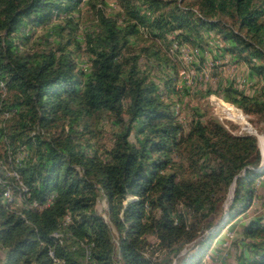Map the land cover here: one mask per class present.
Segmentation results:
<instances>
[{
    "label": "trees",
    "instance_id": "obj_1",
    "mask_svg": "<svg viewBox=\"0 0 264 264\" xmlns=\"http://www.w3.org/2000/svg\"><path fill=\"white\" fill-rule=\"evenodd\" d=\"M110 1L111 12L106 0H0V264H53L51 249L83 264L79 242L91 264H194L251 207L264 175L257 137L198 109L182 123L164 95L180 92L164 68L173 42L202 55L215 40L264 91V0ZM83 8L91 28L78 36ZM39 27L51 38L27 49ZM81 43L87 69L71 57ZM204 91L264 135V92L233 82ZM262 219L241 226V264H264Z\"/></svg>",
    "mask_w": 264,
    "mask_h": 264
},
{
    "label": "rangeland",
    "instance_id": "obj_2",
    "mask_svg": "<svg viewBox=\"0 0 264 264\" xmlns=\"http://www.w3.org/2000/svg\"><path fill=\"white\" fill-rule=\"evenodd\" d=\"M106 1L110 4L107 11L111 12L117 9L110 0ZM84 9H82V17L79 18L78 36L83 35L85 30L91 28V26L87 25L89 21H85L90 18V14H87ZM51 34L52 30H47V28L43 27L33 30L27 49L36 50L42 48L43 44L41 42L51 38L49 37ZM69 48L72 50L71 57L76 66L87 69L89 61L85 52L82 51V43L80 48H75L73 45H70ZM208 48L212 51L207 50L201 55L198 50L193 49L189 45L178 46L173 42L167 50L168 65L164 70L173 78V85L180 92L164 94L162 88L161 90L173 102L175 114L184 124L190 122L195 110L198 109L200 113L204 114V117L217 119L233 133H256L259 140L258 146L264 161V135L257 132V125L250 121L252 116L245 114L240 108L223 100L216 94L203 95L207 87L217 90L218 87L225 86L230 82H233L246 93H252L255 90L264 92L261 88L262 83L255 78L248 77V68L244 62L233 60L229 55L223 54L218 50L219 47L215 40L209 41ZM215 53L217 54L216 57ZM201 56H203L202 60ZM142 61L144 62V60ZM156 74L162 77L165 75V73L158 70ZM182 88H189L188 93L183 92ZM240 116L246 117L244 123L240 122ZM233 187L234 183L231 185L228 197H230ZM254 189L253 201L247 213L225 227L216 238L211 239L202 259L194 264H241L242 260L249 256V249L245 247L248 240L241 239L240 231L242 224L251 218L263 217L262 220H264V175L255 181ZM129 199L131 197H128ZM97 208L108 220L107 204L103 196L97 203ZM210 231H204L199 238L207 235ZM149 240L156 245L157 242L153 236H149ZM194 244L195 241L185 245L180 255L189 253ZM154 248L153 258L158 257L157 260L163 258L165 252H160L156 246ZM243 255L244 258H242ZM3 256L4 250L0 249V263L3 261ZM171 264H182V261L174 260Z\"/></svg>",
    "mask_w": 264,
    "mask_h": 264
},
{
    "label": "built area",
    "instance_id": "obj_3",
    "mask_svg": "<svg viewBox=\"0 0 264 264\" xmlns=\"http://www.w3.org/2000/svg\"><path fill=\"white\" fill-rule=\"evenodd\" d=\"M14 175L17 176L16 173H14ZM3 195H4V198L7 201H10L12 199V194H11V191L9 189H7L4 192ZM34 204L36 205V203H34ZM53 236L56 237V238H61L62 237V233L61 232H55V233H53ZM78 247H83L84 248L83 264H91L90 263V250H89L90 247L85 242H79L78 243ZM48 254L51 257V259L53 260V264H65V262L63 260H60L59 258H57L55 256L54 251L52 249L49 250V253Z\"/></svg>",
    "mask_w": 264,
    "mask_h": 264
},
{
    "label": "water",
    "instance_id": "obj_4",
    "mask_svg": "<svg viewBox=\"0 0 264 264\" xmlns=\"http://www.w3.org/2000/svg\"><path fill=\"white\" fill-rule=\"evenodd\" d=\"M248 131H249V130H248ZM251 134H253V135H255V136L257 137L256 133H251ZM257 141H258V138H257ZM263 167H264V161L261 160L260 166H259L256 170H261ZM232 192H233V190H232ZM232 192H231V196L228 197V198H229V201H231V198H232Z\"/></svg>",
    "mask_w": 264,
    "mask_h": 264
},
{
    "label": "bare ground",
    "instance_id": "obj_5",
    "mask_svg": "<svg viewBox=\"0 0 264 264\" xmlns=\"http://www.w3.org/2000/svg\"><path fill=\"white\" fill-rule=\"evenodd\" d=\"M246 121V117L245 116H240V122H245ZM258 143H259V140H258Z\"/></svg>",
    "mask_w": 264,
    "mask_h": 264
}]
</instances>
